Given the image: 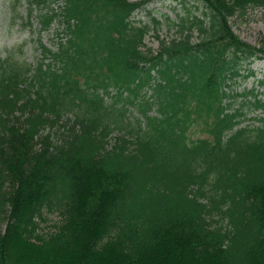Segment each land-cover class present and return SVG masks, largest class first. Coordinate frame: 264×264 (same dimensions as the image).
<instances>
[{
    "label": "trees",
    "instance_id": "obj_1",
    "mask_svg": "<svg viewBox=\"0 0 264 264\" xmlns=\"http://www.w3.org/2000/svg\"><path fill=\"white\" fill-rule=\"evenodd\" d=\"M64 1L41 16L44 29L65 23L57 50L40 42L51 60L1 64L0 264H264V113L246 123L264 112V77L238 91L264 49L230 23L264 0H198L209 12L181 16L182 36L159 51L134 19L145 1ZM110 87L112 103L99 92ZM68 111L56 140L42 132Z\"/></svg>",
    "mask_w": 264,
    "mask_h": 264
},
{
    "label": "rangeland",
    "instance_id": "obj_2",
    "mask_svg": "<svg viewBox=\"0 0 264 264\" xmlns=\"http://www.w3.org/2000/svg\"><path fill=\"white\" fill-rule=\"evenodd\" d=\"M130 1H145L147 4L138 9L134 14V19L149 24L150 29L146 36L145 42L148 47L159 51L161 41L167 40L170 42L173 38H180L182 32L175 22L180 21V17L187 16L188 12H194L200 16H205V12L209 9L203 2L198 0H130ZM64 5L63 0H47L46 4H38L36 0H0V57L4 61V65L14 63L17 67L30 66L35 69L40 61L44 60L45 52L40 45V41L49 48L56 50L59 44V32L64 24L60 19L54 21L50 29H43L40 14L49 10L50 7L60 8ZM152 16L157 17L160 23L156 26L152 21ZM230 23L233 30L247 42L264 49V8L249 7L243 13H236L231 16ZM187 31L184 33L186 34ZM202 34L198 27H194L192 41L198 42L202 38ZM46 59L45 62L49 61ZM7 62V63H6ZM251 67L257 72L255 76L239 83L238 91L245 88H252L257 79L264 77V57L255 59ZM26 71V75L32 76L33 71ZM255 86V85H254ZM111 102L112 99L107 97ZM242 96L238 97L234 106L238 107L241 103ZM126 116V123L134 122L136 111L130 107ZM258 111H250L247 114V123L255 122L258 118ZM264 113V112H263ZM262 113V114H263ZM20 114V112H19ZM65 118H71V114H67ZM257 123V122H255ZM71 122L68 123L70 125ZM246 123H242L245 125ZM67 127H51L50 125L44 128L43 133H51L56 140L61 132L66 131ZM131 126L119 129L116 128L108 137L112 144L117 142L119 137L131 139L129 131ZM209 186H206L208 188ZM200 200L207 203L208 196H200ZM46 217L41 221V232L48 234L56 229V223L62 219L61 209L54 208L53 210H45ZM215 219L219 220L220 224L229 225L226 218H221L219 213H214ZM6 223L3 228H6Z\"/></svg>",
    "mask_w": 264,
    "mask_h": 264
}]
</instances>
